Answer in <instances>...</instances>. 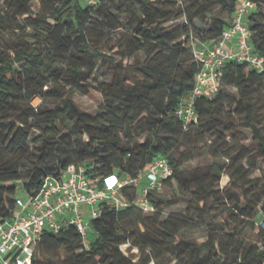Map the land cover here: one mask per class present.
Segmentation results:
<instances>
[{
    "label": "trees",
    "instance_id": "trees-1",
    "mask_svg": "<svg viewBox=\"0 0 264 264\" xmlns=\"http://www.w3.org/2000/svg\"><path fill=\"white\" fill-rule=\"evenodd\" d=\"M186 1L183 7L177 0H40L36 10L31 0H2L0 220L13 216L18 190L35 195L47 177L59 179L71 165L83 166L90 178L115 174L138 181L153 158L165 157L172 173L162 187L178 186L167 205L186 202L184 214L166 215L156 196L160 189H151L146 214L134 203L143 183L126 184L120 194L129 205L102 203L85 241L72 224L44 230L30 264L264 261V172L254 176L258 162L264 165V128L253 121L251 96L263 89L264 70L226 61L215 95L197 97V122L183 127L175 111L199 70L192 46L214 44L238 0ZM251 1L250 44L264 56V0ZM98 73L109 77L97 86L103 103L95 114L81 112L74 96L88 93L87 81H97ZM240 126L250 128L255 154L233 137ZM205 158H211L205 169L187 167ZM222 175L228 177L226 193L219 189ZM215 209L235 224L231 231L210 219ZM246 231L257 239L247 241ZM192 232L203 233L205 241L197 243ZM122 245L135 248L137 258Z\"/></svg>",
    "mask_w": 264,
    "mask_h": 264
},
{
    "label": "built area",
    "instance_id": "built-area-1",
    "mask_svg": "<svg viewBox=\"0 0 264 264\" xmlns=\"http://www.w3.org/2000/svg\"><path fill=\"white\" fill-rule=\"evenodd\" d=\"M254 7L251 0H238L231 24L222 30L214 44H193L192 54L199 70L193 89L175 111L183 127L197 122L196 98L215 95L226 61L246 62L257 71L264 70V56L252 52L250 44L247 14ZM171 173L165 157L153 158L138 176L144 182L138 187L134 203L144 211L150 210L149 190L161 189L162 180ZM136 181L121 179L115 174L90 178L81 165L69 166L59 179L47 177L37 194L23 192V197L17 196L11 219L0 220V264H30L43 231L57 232L64 224L74 225L85 241L89 222L100 215L101 204L107 202L115 208L129 205L130 201L121 196L120 190ZM259 226L264 227L263 220Z\"/></svg>",
    "mask_w": 264,
    "mask_h": 264
},
{
    "label": "rangeland",
    "instance_id": "rangeland-1",
    "mask_svg": "<svg viewBox=\"0 0 264 264\" xmlns=\"http://www.w3.org/2000/svg\"><path fill=\"white\" fill-rule=\"evenodd\" d=\"M81 1L84 5L95 4L97 2V0H81ZM1 4H2V0H0V5ZM186 4H187L186 0H184L183 2H182V0H177V5H182L184 7ZM39 5H40V0H31V6L34 9L37 10L39 8ZM217 10L218 9H216L213 12H216ZM181 21H182V19H178V20H175V21L168 23L166 26H173L175 24H178ZM194 23L199 24L197 20H194ZM119 36H120L119 30L115 31L113 34H111L110 45L112 43H114L118 39ZM139 58L140 59L143 58L142 54L139 55ZM132 61H133V58L128 59V62L132 63ZM108 78L109 77L106 73H104V74L98 73L97 81L93 80V79H89L87 81V84L89 85L88 93H76L75 94L74 103H75L76 107L81 112H87V113L95 114L98 111L100 105L103 103V97H102L101 92L98 90L97 86L99 84V81L107 80ZM228 91L233 93V94H236V90L234 88L229 87ZM251 96H252V100H254V104H255L253 121H254V123H259L264 128V86H263L262 90L252 91ZM39 103H40L39 98H35L32 101L33 105H37ZM238 119H239V117L234 116V120L237 121ZM67 128H69V126H67ZM233 137L238 141L239 144L246 146L248 148V150L252 152V154H255L254 145L251 143L252 133H251L250 128H248L246 126H240L238 128V130L233 133ZM227 139L229 140L230 137H227ZM210 161H211V158H205L203 160L194 159L187 164V167L189 169H194L197 167L199 170H203L207 167V164ZM262 172H264V165L259 161L258 165H257V170L254 173V176L260 175ZM227 180H228V177L222 175L220 178V181H219V189L223 193H226L229 191L228 189H226ZM143 182H144L143 179H139L136 182V186L138 187ZM177 187H178L177 183L173 182L172 187H170V186L162 187L156 193V196L160 197L162 199V204L164 205L163 210H164L166 215L169 213L184 214L186 212V210H185L186 209V202L185 201L181 200V201H178L177 203L167 205V200H169L170 198H173V196L178 194V188ZM17 195L19 197H23V193L20 190H18ZM144 212L147 214L149 211H144ZM209 217H210V219H215L218 222L222 223L225 226L226 231H231L230 228H233L235 226V224L232 223L228 219V216L226 214L222 213L219 209L213 210L210 213ZM236 228L237 227H235V229ZM191 236H192V238H194V240L197 243H201V242L205 241V239H206L205 235L203 233H199V232H192ZM244 236H245L246 240L250 241V242H253L257 239L254 232H250V231H246ZM120 248L122 251L125 252L126 255L131 256V257L135 256L134 259L137 258V256H136L137 251L135 248H128V245H122ZM149 264H156V263L151 261Z\"/></svg>",
    "mask_w": 264,
    "mask_h": 264
}]
</instances>
